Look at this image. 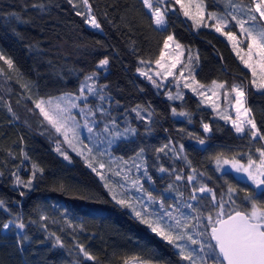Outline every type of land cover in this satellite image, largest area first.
<instances>
[{
    "label": "trees",
    "instance_id": "16d2710c",
    "mask_svg": "<svg viewBox=\"0 0 264 264\" xmlns=\"http://www.w3.org/2000/svg\"><path fill=\"white\" fill-rule=\"evenodd\" d=\"M90 2L103 31L84 24L68 0H0V52L13 60L16 69L11 70L0 61V200L4 201L0 207V264H124L133 257L153 264H187L177 249L141 225L130 209L112 200L104 181L82 156L64 143L62 150L67 151L70 160L55 151L57 141L63 142V137L43 120L28 97L79 95L85 77L95 74L88 83L94 82L99 95L85 90L87 100L81 99V104H88L95 112V117L89 119L96 120L98 134L90 140L87 130L81 133L84 143L93 148L94 166L105 164L101 171L110 183L124 185L122 177L114 173H123L125 168L121 170V166L131 168L140 160L147 173L140 172L144 189L151 190L155 199L162 198L165 208V190L180 191L190 200L193 188L206 185L219 200L232 185L238 191L234 199L241 210H246L250 205L243 199L245 192L241 189L255 190L254 186L233 170L217 171L216 157L235 156L247 163L251 155L258 160L256 149L264 147V141L237 134L217 111L185 87L179 90L182 100H170L168 93L174 95L176 87L168 83L157 88L137 69L152 74L149 70L159 57L164 38L174 34L185 47L184 62L188 49L199 55L195 76L202 84L211 85L216 80L246 86L247 106L262 129L264 92L251 86L250 71L239 61L227 39L214 29L196 28L178 11H169L166 30L156 29L141 0ZM205 3L210 11L228 10L226 0ZM79 10L83 11V7ZM229 27L239 32L234 22ZM106 57L109 64L99 67V61ZM141 60L150 63L142 64ZM181 67L175 74L179 75ZM8 105L14 116L8 112ZM137 106L143 119L133 111ZM173 107L189 115H173ZM112 120L118 125H113ZM204 123L210 125V132H204ZM105 125L111 132L120 133V137L123 134L109 147V133L102 131ZM201 139L204 144L199 143ZM166 144L164 152H159ZM21 149L29 159H23ZM141 149L144 151L138 156ZM33 163L44 169L42 177L38 174L31 189L15 185L12 173L27 180ZM161 167L168 171L161 172ZM177 175L183 179L176 180ZM189 175L196 177L191 183L187 180ZM169 185L173 187L169 189ZM121 190L116 188L118 196L125 194ZM125 196L136 202L129 193ZM197 197L205 215L209 209L215 215L211 195L203 193ZM223 198L227 200V195ZM149 206L153 212H162L161 207L152 203ZM235 206L229 202L225 209ZM41 216L47 219L42 220ZM9 221H22L26 227L22 232L14 225L3 230L2 225ZM24 235L29 239L21 246L18 238ZM56 237H60L64 247L54 246ZM78 244H83L96 259H85Z\"/></svg>",
    "mask_w": 264,
    "mask_h": 264
},
{
    "label": "snow or ice",
    "instance_id": "6c2138e0",
    "mask_svg": "<svg viewBox=\"0 0 264 264\" xmlns=\"http://www.w3.org/2000/svg\"><path fill=\"white\" fill-rule=\"evenodd\" d=\"M141 2L150 13L151 22L156 26V29L166 30L169 11H178L191 20L193 26L196 28L210 27L215 32L220 33L231 44L232 51L236 54L239 61L250 71L251 86L264 92V0H248L246 4L243 0H240L239 3L235 2V0H226L228 10L223 13L209 11L205 0H141ZM68 3L76 9L75 14L82 17L84 24L93 29L103 31L102 22L96 15L90 0H68ZM81 7H83V11L79 10ZM209 21L212 23H209ZM233 22L239 32L229 27ZM187 51V62H184L182 57L184 56L185 47L176 39L174 34L167 35L163 40L159 57L154 61L157 68L160 69L155 75L162 77V79H167V77L175 75L174 70L177 68V65H182L179 75L175 76L177 84L179 85L183 81L185 88L190 89L194 94L203 98L202 102L211 99L208 96L209 92H211V96L218 97V90H224L225 98L227 99L229 96H232L234 100L232 107L236 115L233 118L228 114H224L221 116V119H224L226 122L230 121L232 128L237 134H246L251 140L259 139L260 141H264V129L258 126L252 109L246 106V86L242 83L228 85L227 82L216 80H213L211 85L206 86L202 84L195 76V67L199 64V55H193L191 49ZM0 61H3L9 69L16 70L13 60L2 52H0ZM141 63L150 62L141 60ZM108 64L109 59L107 57L99 61V67H105ZM2 71L3 69L0 68V72ZM137 71L141 76H145L150 80L154 86L157 88L161 87V84L157 83L148 72L140 68ZM185 72H187V75H185ZM93 75L85 77V81L81 83L79 95L64 93L57 97H38L36 99H33L32 96L28 97L29 100H32L35 108L39 110V114L43 117V120L57 134L63 137V142L57 141L55 151L63 156L65 160H70L67 151L62 150L61 143H64L75 151L77 155L82 156L87 166L104 181V187L108 189L112 200L122 208L130 209L135 219L141 225H144L151 233L177 249L181 260L188 262V264H264V147L256 149L259 153L258 160L253 159L249 155L246 164L242 163L235 156L231 159H222L223 154L216 157L217 171L221 170L224 165H229L235 172L243 173L247 180L251 182V185L254 186L255 190L241 189V191L245 192L243 199L250 205L246 210H241L240 205L234 199L238 195V191L232 185L227 187L226 193L221 194L219 200H217V193L206 185L193 188L191 200L199 199L195 194L197 192L211 195V204L215 209V215H213L212 209H209L207 215H205L204 211L190 203L184 204L183 207L190 209L196 215L186 214L174 205H169L168 208H165L162 198L160 200L161 213H149L146 207L138 209L128 197L124 195L118 196L116 188H123V185H113L109 182L104 172L101 171L105 168L103 162H99L98 168L94 166L93 162L96 158L93 155V148L85 144L80 137L79 129L81 128L87 130L89 133L88 139L90 140L93 135L98 134L96 120L89 119L90 117H95V112L88 104H84L81 107L77 103L81 99L87 100L85 90L88 94L99 95L94 82L93 84L88 83V81H93ZM23 87L27 89L28 85L25 84ZM100 98L103 99V96H100ZM168 98L170 100H182L183 94L178 91L176 95H172L169 92ZM7 107L8 112L14 116L15 114L11 106L8 105ZM139 107L137 106L133 111L137 113L138 117L143 119L140 116ZM212 107L217 108L218 105L212 102ZM77 108H79L78 115L83 123H80V120L77 119V114H74L72 111ZM172 114L179 116L189 115L187 112H177L175 107L172 108ZM111 123L115 125V120H112ZM202 127L204 132L212 130L207 123H204ZM102 131L110 133L113 136L120 135L116 132H110L107 125H105ZM125 131H129V129ZM131 131L134 132L135 130L131 129ZM111 142L109 141V143ZM199 143L204 144L205 141L201 139ZM77 145L80 146L77 147ZM167 147L168 145L166 144L158 149V151L164 152V149ZM183 147V145H180L181 150H183ZM143 151L141 149L137 155H141ZM21 153L23 159H29L28 154L23 149H21ZM100 154L103 155V153ZM9 155H12V153L9 152ZM139 167L137 165V169ZM159 170L161 172L168 171V169L163 167ZM195 171L193 169V172ZM43 172L44 169L42 167L37 163H33L31 175L27 180L23 179L16 172H13L12 175L15 177V185L31 189L38 174L42 177ZM2 174L0 173V175ZM114 174L120 175L119 172ZM145 174L147 173L145 172ZM175 178L176 180L183 179L180 175H177ZM195 179L196 177L193 175L187 177L189 183ZM131 183L133 187L139 186L138 190L143 189L138 179L132 180ZM171 187L169 185V189ZM257 190L260 193L259 197L257 196ZM20 195L24 196L25 192L21 191ZM147 195L150 202H155V197L151 193ZM224 195H227V200H224ZM229 202L236 206L226 210L225 205ZM3 206L4 201L0 200V207ZM169 208L172 210H168ZM41 219H47V217L41 216ZM203 220H206L207 223H203ZM193 221H195V224ZM13 225L21 232L26 227L22 221H9L8 223H4L2 228L3 230H9ZM193 228L203 230L197 231L194 237L190 231ZM28 239L27 235L19 236L18 244L22 246ZM181 241H187L188 244L198 247L196 249H189L188 245L181 243ZM56 245L64 247L60 237H56L54 246ZM77 247L85 259L90 261L96 259L83 244H78ZM124 264H152V262L133 257L131 260H125Z\"/></svg>",
    "mask_w": 264,
    "mask_h": 264
},
{
    "label": "rangeland",
    "instance_id": "374dc122",
    "mask_svg": "<svg viewBox=\"0 0 264 264\" xmlns=\"http://www.w3.org/2000/svg\"><path fill=\"white\" fill-rule=\"evenodd\" d=\"M210 11V10H209ZM209 23H212L211 21H209ZM208 29H211V30H213L212 28H210V27H207ZM96 30V29H95ZM98 30V29H97ZM225 38V37H224ZM169 51H171V50H169ZM174 54V53H173ZM179 65H177V67H178ZM176 70H177V68L174 70V73H176ZM150 72H152V74H149V75H151L152 77H153V79H155L156 81H160V83L159 84H161L163 87L164 86H166L168 83L169 84H172V86L173 87H176L177 88V91L174 93V95H176V93L181 89V88H183L184 87V84H183V81H181L180 83H179V85L177 84V81H176V79H175V76H178L177 74H175L174 76H169V77H167V79H162V77H159V76H156L155 75V73L157 72V71H160V69H158L157 68V66L154 64V67L152 68V70H149ZM185 75H187V72H185ZM171 81H172V83H171ZM186 89H188V88H186ZM188 90H190V89H188ZM191 91V90H190ZM180 92V91H179ZM196 95V94H195ZM198 96V95H197ZM208 96L209 97H211V99L210 100H208V101H206V102H202L203 101V98L202 97H200V96H198L199 97V99L201 100V102L204 104V105H207L208 107H210V108H212L213 110H215V111H217L218 112V116L221 118V116L222 115H224V114H228V115H230V116H232L233 118H235V115H236V113H235V110H234V108L232 107V105L234 104V100H233V98H232V96H229L227 99L225 98V96H224V90H218V97H214V96H211V92H209L208 93ZM212 102H215L217 105H218V107L217 108H213L212 107ZM77 103L81 106V107H83L82 106V104H81V100H78L77 101ZM247 104L248 103H246V106H247ZM73 111V113L74 114H77V119L78 120H80V117H79V108H77V109H73L72 110ZM80 123H83V121L82 120H80ZM228 123H230V125H231V122L229 121ZM115 125H118V124H115ZM232 126V125H231ZM85 130L86 129H84V128H81V129H79V131H80V137H81V139H82V133L81 132H85ZM111 132V131H110ZM120 134V133H119ZM88 135H89V133H88ZM122 135V137H120V136H113L112 134H108V139H107V146L109 147V141H112V142H115V141H118V140H120V139H122L123 138V134H121ZM239 135H243V134H239ZM86 144H88V142L86 143ZM80 145H77V147H79ZM98 146H99V144H98ZM102 147H104V143H102ZM99 148H100V146H99ZM85 154H87V153H85ZM96 158V157H95ZM95 161H96V159H95ZM246 164V163H245ZM137 165H139L140 167H139V169H137ZM124 166H126V165H124ZM216 167H217V164H216ZM125 168V170H124V174L123 173H120V176L122 177V179L125 181V183H127V184H125L124 183V185H123V188H122V190H121V193L122 194H124V196L126 195V193L128 194L129 193V195H131L133 198H135L136 199V202H137V204H136V202L133 200L132 202H134V204H135V206L139 209V208H141V207H146L147 208V210H148V212L149 213H156V212H153V209H151L150 208V206H149V204L150 203H152V204H154V205H156V206H158V207H160V199H155V202H150L149 200H148V193H152L151 192V190H147V192H146V190L144 189V184L141 182V178H140V172H143V173H145L144 171H145V169H144V166H143V164L141 163V161L139 160V161H137L136 162V164L135 165H132L131 166V168L130 167H122L121 166V170L122 169H124ZM225 170H233V169H231V167L229 166V165H224L222 168H221V170L220 171H225ZM234 171V170H233ZM235 172V171H234ZM238 176H239V178H242L243 180H246L247 182H250V181H248L247 180V178H246V176L243 174V173H237V172H235ZM136 179H138L139 180V184L140 185H142L143 186V189L142 190H138V187L139 186H136V187H133L132 186V183H131V181L132 180H136ZM251 183V182H250ZM128 184H130V185H128ZM173 187V186H172ZM134 191V193L136 194V195H134L132 192ZM172 191V190H171ZM258 191V190H257ZM259 192V191H258ZM182 194V192H176V193H174V192H169L168 190H165L164 191V197H166V198H168V201H166V204L169 206V205H174V206H176V207H179L180 208V211H182V212H184V213H186V214H189V215H196V213H192L191 212V210L190 209H187V208H185V207H183V205L184 204H187V203H190V204H192V205H194V206H196V207H199L200 208V206H199V204H198V200H189L188 198H187V196H185L184 195V197L181 195ZM196 195L198 194V195H201L202 196V194L203 193H199V192H197V193H195ZM179 195H180V198H179ZM167 208V207H166ZM168 210H172V209H168ZM175 214V213H174ZM203 219V218H202ZM193 223L195 224V221H193ZM203 223H207V221L206 220H203ZM201 230H203V229H200V228H193V229H191L190 231H191V234L195 237L196 236V232L197 231H201ZM196 238H200V239H203V238H201V237H196ZM181 243H184V244H187L188 245V247H189V249H196L198 246H196V245H190V244H188V242L187 241H181ZM178 251V250H177ZM153 264V263H152ZM187 264H188V262H187Z\"/></svg>",
    "mask_w": 264,
    "mask_h": 264
}]
</instances>
